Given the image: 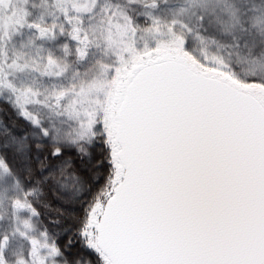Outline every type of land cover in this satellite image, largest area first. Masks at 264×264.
<instances>
[{"label":"rangeland","instance_id":"1","mask_svg":"<svg viewBox=\"0 0 264 264\" xmlns=\"http://www.w3.org/2000/svg\"><path fill=\"white\" fill-rule=\"evenodd\" d=\"M235 3L0 0V99L58 145L98 143L109 136L116 160L114 182H121L125 170L118 160V114L127 87L142 70L169 61L185 64L184 59L192 71L223 76L245 93L264 89L255 83L263 77L264 58L251 59L239 46L250 32V51L260 52L264 5L252 8L244 25V11ZM204 19L220 38L209 45L204 43L210 39L200 38ZM198 38L199 46L192 50ZM253 93L247 94L257 97ZM258 100L264 102V91ZM12 180L0 159V264H62ZM103 212L98 208L89 221L94 246ZM103 259L112 264L105 255Z\"/></svg>","mask_w":264,"mask_h":264},{"label":"water","instance_id":"2","mask_svg":"<svg viewBox=\"0 0 264 264\" xmlns=\"http://www.w3.org/2000/svg\"><path fill=\"white\" fill-rule=\"evenodd\" d=\"M262 103L177 61L131 81L97 231L112 264H264Z\"/></svg>","mask_w":264,"mask_h":264},{"label":"trees","instance_id":"3","mask_svg":"<svg viewBox=\"0 0 264 264\" xmlns=\"http://www.w3.org/2000/svg\"><path fill=\"white\" fill-rule=\"evenodd\" d=\"M235 2L244 11V25L245 18L251 16L249 11L257 4L264 5V0ZM199 28L200 38L210 39L204 44L220 39L217 28L207 20L204 19ZM200 38L191 45L192 50L198 48ZM252 38L248 32L246 37L242 36L239 46L250 58L256 55L261 56L255 58L257 61L263 60L264 44L257 46L260 52L257 47L252 52L249 47ZM182 61L188 65V61ZM189 68L194 70L191 66ZM261 76L262 79L255 80V83L260 82L264 87V73ZM234 84L231 82L237 88ZM245 91L254 92L259 98L264 89ZM110 141L107 136L98 143L80 141L58 145L49 136L35 132L33 125L9 101L0 99V159L31 207L39 227L57 248L62 264H105L104 254L97 242L93 245L88 232L92 214L98 208L104 210L107 200L114 195V188L120 183L114 182L116 160Z\"/></svg>","mask_w":264,"mask_h":264}]
</instances>
